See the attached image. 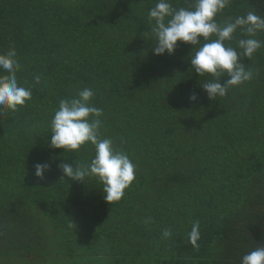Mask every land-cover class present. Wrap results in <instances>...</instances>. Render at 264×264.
Here are the masks:
<instances>
[{
    "label": "trees",
    "instance_id": "16d2710c",
    "mask_svg": "<svg viewBox=\"0 0 264 264\" xmlns=\"http://www.w3.org/2000/svg\"><path fill=\"white\" fill-rule=\"evenodd\" d=\"M156 2L0 0V54L15 48L18 84L32 89L17 111L0 109V264H241L264 247V47L244 58L251 80L209 100L202 83L213 77L191 65L199 45L153 54ZM249 11L264 17V0H230L216 20ZM241 38L238 28L227 43L242 51ZM84 88L103 110L101 138L136 165L112 204L95 177L74 181L57 167L89 164L93 145L49 146L60 100ZM37 163L51 166L44 180ZM195 221L198 247L188 235Z\"/></svg>",
    "mask_w": 264,
    "mask_h": 264
},
{
    "label": "clouds",
    "instance_id": "9594fccd",
    "mask_svg": "<svg viewBox=\"0 0 264 264\" xmlns=\"http://www.w3.org/2000/svg\"><path fill=\"white\" fill-rule=\"evenodd\" d=\"M229 3L230 0H195L191 8H174L169 0H157L148 13L151 31L157 41L154 55H172L178 41L193 47L199 45L191 56V65L199 76L210 74L213 77L202 83L209 100L224 97L230 88L251 80L253 72L245 68L244 58L251 59L257 50L264 47V41L255 38L258 32H264V17L254 11L224 24L217 22V14ZM238 28L247 37L237 42L242 51H237L227 43L233 40ZM20 67L14 47L10 46L6 53L0 54V70L6 72V75H0V109L15 112L32 99V89L18 84L17 72ZM223 77L227 79L222 80ZM34 79L36 84L40 83L39 76ZM94 95L92 89L84 88L77 97L60 100L58 110L50 122L49 146L78 151L85 144L93 145L95 155L89 164L74 166L62 162L57 167L74 181L95 177L103 185L104 200L112 204L124 197L125 190L136 179V165L127 153L117 150L111 138H101L100 117L103 110L92 104ZM197 98L196 93L188 97L189 101H196ZM34 167L36 178L44 180V173L51 166L48 163H37ZM150 222V217L144 221L146 224ZM199 228V221H195L188 234L189 242L194 247H198ZM171 235L169 229L162 232V238L167 239ZM241 264H264V247H257L245 254Z\"/></svg>",
    "mask_w": 264,
    "mask_h": 264
}]
</instances>
